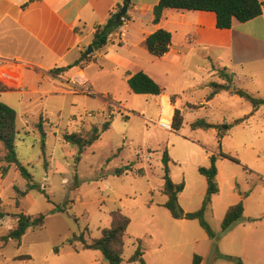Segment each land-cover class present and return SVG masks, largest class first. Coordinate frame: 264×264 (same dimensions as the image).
Here are the masks:
<instances>
[{
  "label": "rangeland",
  "instance_id": "obj_1",
  "mask_svg": "<svg viewBox=\"0 0 264 264\" xmlns=\"http://www.w3.org/2000/svg\"><path fill=\"white\" fill-rule=\"evenodd\" d=\"M146 27L152 24L142 17L131 23L127 32L133 34ZM89 40L86 38L84 43ZM110 47L97 49L96 58L90 54L79 66L89 81L86 87L92 88L91 95L75 87L72 90L77 93L66 95L31 94L24 89L0 93V103L17 114L16 162L5 160L0 143V211L5 214L0 219V264H109L98 252H83L77 239L100 238L102 230L110 227V212L116 210L131 222L122 264H130L137 240L153 249L157 243H197L190 245V264L195 255L203 258L204 264H236L226 256H236L242 264H264V107L242 124H235L242 118L241 112L251 107L246 100L231 104L217 100L209 108L196 109L183 104L181 130L166 131L157 127L159 119L152 101L130 93L123 75L125 67L104 60ZM113 51L138 68H151V56L145 47ZM208 65V60L198 56L188 67L201 72ZM129 70L133 72L134 67ZM181 75L171 73L177 90L189 81V74L185 78ZM200 96V92L193 91L186 95L197 107L193 98ZM163 98L161 121L165 122L172 108ZM107 121L110 128L100 133L77 162V149L64 141V134L101 129ZM196 121H204L211 128L192 129ZM223 126L228 127L227 134L216 135L214 131ZM165 151L171 159V180L186 184L181 204L191 213L200 210L206 193L205 178L198 172L199 167L209 165L206 154L222 152L230 157L219 163V193L203 215L213 239L196 220L175 224L162 205L166 200L161 193ZM21 167L32 175L37 188L29 189ZM240 194L244 199L250 196L246 211L239 222L223 232L225 208L237 204ZM56 208L63 212L53 213ZM40 215L45 217L43 226H33L32 221ZM23 217L30 220L31 226L20 242L3 241ZM253 218L261 221L244 225ZM185 236L187 240L181 239ZM242 242L252 243L253 247L241 253L236 243Z\"/></svg>",
  "mask_w": 264,
  "mask_h": 264
},
{
  "label": "crops",
  "instance_id": "obj_2",
  "mask_svg": "<svg viewBox=\"0 0 264 264\" xmlns=\"http://www.w3.org/2000/svg\"><path fill=\"white\" fill-rule=\"evenodd\" d=\"M159 1L130 0L126 13L128 20L108 36L107 44L103 48L98 49L103 50L111 45V49L104 54L103 58L117 66L125 67L123 75L126 83L129 76L142 71L163 89L161 96L143 95L147 96L145 100L152 101L156 107L154 115L158 119L162 113L160 101L163 96H165L164 102L168 96L172 116L175 109L183 110L181 105H192L190 103L192 98L186 97L187 92L191 91L200 92V99L193 98V104H199V108H209L217 100L228 104L240 103L245 100L230 92H220L212 99L208 98L213 92L211 84L225 83L218 74L224 69L233 77L235 87L257 98L264 99V9L261 16L246 23L233 21L229 30H218L215 14L200 11L165 10L161 21L154 25L152 9ZM261 1L264 3V0ZM124 4L125 0H0V83L4 88H7L4 92L24 89L31 94L66 95L77 93L72 90V83L87 86L89 81L82 69L79 68L82 60L85 59L82 58L83 53L90 45L92 46V39L97 27L105 25L110 14L116 13L118 6L122 7ZM142 17H146L152 27H146L145 30L138 28L133 34L128 33L129 25ZM159 29L171 34V45L169 51L161 58L150 54V70L138 68L133 62L122 57L121 53L119 56L118 53H114L113 49L116 48H146V38ZM89 37L90 40L84 43V40ZM188 38L193 39L194 42L189 44ZM96 50L93 48L92 58H96ZM198 56L209 62V65L201 72L190 70L188 67L189 62ZM130 67H134L133 72L129 70ZM53 70H61V72L52 73ZM171 73H180L182 78L189 74V81L184 82L182 87L177 90L176 84L171 79ZM91 94L92 92H90ZM263 107L260 106L254 112H252V106L247 107L240 115L242 118L249 115L246 119L248 120ZM184 115L185 111H183V118ZM167 121H161V125L164 127ZM157 127L161 128L159 120ZM227 131L228 129L222 136H225ZM214 132L221 136L219 130ZM209 156V154L205 156L208 161ZM222 160L226 159L220 158L216 163L217 184L221 178L219 163ZM172 182L176 184L174 181ZM185 190L186 184L178 195V202L185 213H191L189 208L181 204ZM239 196L240 201H243L245 213L246 201L250 196L245 199L244 195L240 194ZM165 197L163 206L167 201V196ZM229 207L231 206L225 208V213ZM170 217L175 224L189 222V220H175L171 215ZM111 221L110 217V226ZM259 221H261L259 218H253V220H247V224L244 225L252 226ZM127 231L124 236V249ZM181 239L187 240L188 238L185 236ZM84 240L87 243L92 241H87L85 237ZM138 241L142 243V259L145 264H190V245H197V243H157V248L153 249L148 248L144 241L137 240L134 244L133 254ZM236 244L242 249L241 253L246 248L253 247L252 243ZM82 250L93 254L98 252L102 256L99 251L85 250L83 246ZM233 255L241 256L242 254ZM200 264H204L203 258H201Z\"/></svg>",
  "mask_w": 264,
  "mask_h": 264
},
{
  "label": "trees",
  "instance_id": "obj_3",
  "mask_svg": "<svg viewBox=\"0 0 264 264\" xmlns=\"http://www.w3.org/2000/svg\"><path fill=\"white\" fill-rule=\"evenodd\" d=\"M125 3H130L125 0ZM121 6H118L116 13H111L108 21L103 26H98L96 33L92 39V48L101 49L107 44L108 36L115 30L121 27L126 20H128L127 14L122 20H117V14L119 13ZM264 9V3L261 0H160L159 3L153 7L152 14L154 25L158 24L165 10H176V11H200V12H211L216 16V28L218 30H229L233 25V21L239 23H246L262 15ZM171 45V34L163 29H159L145 40V46L149 54L154 57L161 58L168 51ZM87 51V50H86ZM86 52L83 53L82 58H87ZM52 73H59L61 70H53ZM219 77L225 82L224 84H211L213 92L209 95V99H212L216 94L220 92H230L233 95H237L247 102H249L256 111L260 106H264V99L257 98L252 94L246 93L237 87H235L233 77L222 70L219 73ZM127 85L131 93L135 95H152L161 96L163 89L147 74L142 71H138L133 75L129 76ZM7 88H4L0 83V92H4ZM165 103L169 104L167 98ZM170 105V104H169ZM192 109L199 108L197 106L190 105ZM249 116V115H248ZM248 116L243 117L236 121V124L244 122ZM171 116L167 123L164 125L165 128L169 127L171 122ZM16 112L9 106L0 103V143L6 152L5 160L8 163L16 162V154L14 151V143L17 135L16 130ZM183 112L179 109H175L172 117L171 131L178 133L183 125ZM192 129H209L210 125L204 121H196L191 125ZM110 128V121H107L101 129L92 127L89 131H81L77 134H64L63 139L66 143L77 149L76 161L78 162L81 158V154L84 150L91 146L100 138V133L105 132ZM226 129L220 127L219 135L225 134ZM221 150V145H220ZM230 159L229 156L220 152L218 155L209 156V167H199L198 172L202 175L207 183L206 195L202 203L200 210L194 213H185L180 207L178 202V195L183 191L184 185L174 184L170 178L169 162L170 158L167 151L164 152L162 163L164 166V186L162 193L167 196V201L164 207L169 211L170 215L175 220H196L200 227L205 231L209 238L213 239L214 234L212 233L208 224L204 221L203 215L205 210L211 203L212 196L219 193V187L216 181L217 167L216 163L220 159ZM22 176L28 182L29 189H35V185L32 175L23 167L20 168ZM120 174V171H117ZM44 192V191H42ZM48 199V198H47ZM49 201V199H48ZM63 212L62 209L56 208L53 213ZM244 213V206L242 200L237 204L228 208L225 213L222 222V231H228L235 223L239 222ZM5 217V214L0 211V219ZM112 219L111 226L108 229L102 231L101 237L92 240L87 243L83 237H78V241L81 242L83 249L99 251L104 260L109 264H122V256L124 251V236L127 228L130 224V219L124 216L120 210L112 211L110 213ZM45 217L40 215L37 219L32 221L33 226H43ZM30 224V220L27 217H23L18 220V226L14 230L8 232L7 236L3 238V241L15 240L20 242L21 238L25 235V232ZM143 247L142 243L138 241L137 248L134 254L130 257L129 262H138L139 264H145L143 259ZM230 261L236 264H242L239 258L226 256ZM201 258L197 255L193 257L192 264H200Z\"/></svg>",
  "mask_w": 264,
  "mask_h": 264
},
{
  "label": "built area",
  "instance_id": "obj_4",
  "mask_svg": "<svg viewBox=\"0 0 264 264\" xmlns=\"http://www.w3.org/2000/svg\"><path fill=\"white\" fill-rule=\"evenodd\" d=\"M95 33H96V32H95ZM187 42H188L189 44H191V43L194 42V40L191 39V38H188V39H187ZM71 87L79 88L80 91L85 92V93H87V94H90V91H89V89L86 87L85 84L72 83ZM161 117H162V113H161V116H160V119H159V126H160L162 129L166 130V131H171V124H172V117H173V116L171 117V122H170L168 128H165V127H163V126L161 125Z\"/></svg>",
  "mask_w": 264,
  "mask_h": 264
},
{
  "label": "water",
  "instance_id": "obj_5",
  "mask_svg": "<svg viewBox=\"0 0 264 264\" xmlns=\"http://www.w3.org/2000/svg\"><path fill=\"white\" fill-rule=\"evenodd\" d=\"M126 1H129V0H126ZM127 9H128V3H125L124 5H122V7H121L119 13L117 14V20H118V21L122 20V18L126 15V13H127ZM92 50H93V48H92V46L90 45V46L88 47L87 51H86V55H90V54L92 53ZM222 128H223V129H226L227 126H223ZM30 226H31V224H30Z\"/></svg>",
  "mask_w": 264,
  "mask_h": 264
}]
</instances>
